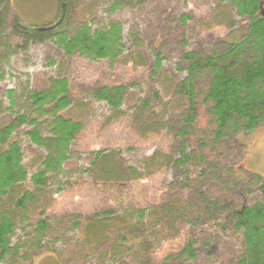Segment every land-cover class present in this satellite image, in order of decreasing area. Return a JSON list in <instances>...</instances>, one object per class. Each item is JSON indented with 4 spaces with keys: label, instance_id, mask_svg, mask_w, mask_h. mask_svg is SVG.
Masks as SVG:
<instances>
[{
    "label": "trees",
    "instance_id": "16d2710c",
    "mask_svg": "<svg viewBox=\"0 0 264 264\" xmlns=\"http://www.w3.org/2000/svg\"><path fill=\"white\" fill-rule=\"evenodd\" d=\"M77 1L58 0L55 21L28 25L12 0H0V83L14 77L10 68L16 56L39 45L53 44L67 59L78 55L113 64L133 58V53L125 56L129 48L121 22L99 27L93 16L73 21ZM220 1L213 26L236 27V17L244 19L238 40L184 52L179 76L167 72L163 54L155 53L149 82L154 88L134 104L128 103L126 86L94 92L115 112L113 121L130 115L131 127L142 137L167 130L169 140L142 160V170L125 166L118 150L92 152L85 171L117 208L49 213L55 196L73 184V146L84 129L81 120L66 116L73 105L71 80L61 74L42 88L20 81L5 91L0 264H33L46 252L63 264H192L203 250L214 252L225 236L240 244L231 264H264V198L249 201L264 195V176L242 165L247 146L241 138L264 125V0ZM142 2L114 0V5ZM199 107L209 115L205 127L199 125ZM156 174L166 180L154 199L145 206L127 205L129 187Z\"/></svg>",
    "mask_w": 264,
    "mask_h": 264
},
{
    "label": "rangeland",
    "instance_id": "374dc122",
    "mask_svg": "<svg viewBox=\"0 0 264 264\" xmlns=\"http://www.w3.org/2000/svg\"><path fill=\"white\" fill-rule=\"evenodd\" d=\"M12 6L28 25L49 24L56 20L58 14V0H12ZM220 6V0H144L139 7L122 4L117 9L114 0H78L73 21L93 16L94 24L99 27L121 22L129 48L125 56L133 53V58L126 57L113 64L93 62L78 55L67 59L53 44L35 46L28 55L20 54L14 58L10 68L14 77L0 83V99H4L10 86L18 87L20 81L42 88L49 84L51 76L62 74L72 83L73 105L66 116L79 119L84 125L73 146L71 166L74 169L70 172L73 184L55 196L50 214H92L108 206L117 208L118 203L107 192L100 191L93 184L89 172L85 171L90 169L93 151L118 150L125 166L142 170L140 164L143 159L167 147V130H162L159 135L142 137L131 127L130 115L113 121L115 112L97 101L94 92L105 86H126L128 103L134 104L148 96L151 87L154 88V85L149 88V82L152 81L150 72L155 53L163 54V66L167 72L179 76L177 67L182 64L184 52H206L218 41L238 40L245 30L246 21L236 17V27L213 26ZM262 9L264 15V2ZM181 16H186L188 21L182 22ZM126 110L129 111L128 108ZM198 113L199 125L205 127L209 115L202 107ZM166 118L169 119L170 115ZM241 138L247 146L242 165L264 176V125ZM24 146L30 157L31 149L27 148V143ZM165 180L164 175L156 174L151 179L137 182L129 187L126 204L147 205L154 199L155 192L164 186ZM167 180L170 182L169 177ZM258 198H264V195H252L249 201ZM221 240L222 243L214 244V252L209 255L207 250H203L192 264H231L240 251V244L234 236H225V240ZM33 264L63 263L55 253L46 252L39 255Z\"/></svg>",
    "mask_w": 264,
    "mask_h": 264
},
{
    "label": "bare ground",
    "instance_id": "6f19581e",
    "mask_svg": "<svg viewBox=\"0 0 264 264\" xmlns=\"http://www.w3.org/2000/svg\"><path fill=\"white\" fill-rule=\"evenodd\" d=\"M226 170V169H225Z\"/></svg>",
    "mask_w": 264,
    "mask_h": 264
},
{
    "label": "crops",
    "instance_id": "0c3cea01",
    "mask_svg": "<svg viewBox=\"0 0 264 264\" xmlns=\"http://www.w3.org/2000/svg\"><path fill=\"white\" fill-rule=\"evenodd\" d=\"M15 10V9H14Z\"/></svg>",
    "mask_w": 264,
    "mask_h": 264
}]
</instances>
